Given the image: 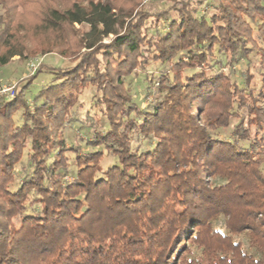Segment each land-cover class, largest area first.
Returning <instances> with one entry per match:
<instances>
[{
	"label": "trees",
	"instance_id": "obj_1",
	"mask_svg": "<svg viewBox=\"0 0 264 264\" xmlns=\"http://www.w3.org/2000/svg\"><path fill=\"white\" fill-rule=\"evenodd\" d=\"M147 1L0 0V67L71 61L0 97V264H264L262 0Z\"/></svg>",
	"mask_w": 264,
	"mask_h": 264
},
{
	"label": "rangeland",
	"instance_id": "obj_2",
	"mask_svg": "<svg viewBox=\"0 0 264 264\" xmlns=\"http://www.w3.org/2000/svg\"><path fill=\"white\" fill-rule=\"evenodd\" d=\"M72 1L73 3H82L84 5H87L89 0H69V2ZM152 1V3L150 2ZM262 4L264 5V0H262ZM161 6V2H158L156 0H149L146 3V8L149 9V11H154V9H157L158 7ZM17 18L18 20L14 22V24L19 23L18 26L19 28H27L29 25V21H32L30 17L26 16L23 14V11L19 8L16 11ZM33 22V21H32ZM88 26L86 25H79V24H74L73 25V32L75 33L74 35L76 36L77 39L80 38L81 35L86 34L88 31ZM77 34V35H76ZM41 35V34H40ZM49 38L48 34H42V38ZM72 40V36L69 37ZM115 39L113 35H110L108 38L103 39L104 44H108L112 42ZM37 40V39H34ZM38 42V40H37ZM36 42L32 41L31 42V47L35 46ZM1 50V49H0ZM87 52L86 49H82L80 51L81 54ZM38 59L41 63H44V70L36 76L32 82H30L29 79H31V76H33L36 71L33 73V70L31 68L32 62H35L34 60ZM255 61V60H254ZM71 61L67 59H63L62 57L56 55V54H48L46 56H39L37 58H32V60L29 61H19V57H15L13 61L8 63L5 66L0 67V97L7 98V99H12L16 97V95L20 92L21 88L23 86H27L28 83H30L26 89L25 93V101L28 102V104H33V105H38L40 106L43 102V95L42 92L47 89L49 86L53 84V79H54V73L51 72V69H63V68H68L71 66ZM40 63V64H41ZM37 67V70L40 67ZM255 71V70H253ZM141 80H138V82L133 81L132 82V90L135 93H137L140 89V95L138 102L141 101L140 97L142 96V91L144 92L147 88L146 81L143 80V78H140ZM12 87L13 90L11 92H2L1 89H7ZM142 88V89H141ZM139 93V92H138ZM94 95L95 93H91L89 90L85 91L80 97H79V103L82 106V110L78 111L77 117L79 120H83L85 116V111L87 108L91 107L94 102ZM153 100V97H150L149 99H146L144 104L145 106H148L151 104ZM86 109V110H85ZM20 112L16 115V118H19ZM83 118V119H82ZM75 128L72 130L73 133L76 134V131H79L80 127L78 126L79 123L75 124ZM65 133H68L66 131ZM80 134L83 135V131L81 129ZM103 166L106 165V163H102ZM105 168V167H104Z\"/></svg>",
	"mask_w": 264,
	"mask_h": 264
},
{
	"label": "built area",
	"instance_id": "obj_3",
	"mask_svg": "<svg viewBox=\"0 0 264 264\" xmlns=\"http://www.w3.org/2000/svg\"><path fill=\"white\" fill-rule=\"evenodd\" d=\"M35 62H32V64H31V68H32V70H33V73L35 72V71H37V67L39 66V64L41 63L40 61H38V59H36V60H34ZM2 90V92H11L12 90H13V88L12 87H10V88H7V89H1Z\"/></svg>",
	"mask_w": 264,
	"mask_h": 264
}]
</instances>
